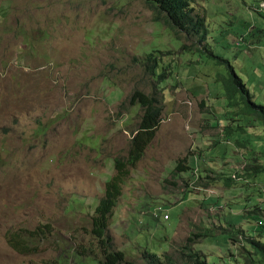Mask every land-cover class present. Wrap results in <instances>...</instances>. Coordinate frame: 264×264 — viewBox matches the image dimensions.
<instances>
[{"label":"rangeland","instance_id":"374dc122","mask_svg":"<svg viewBox=\"0 0 264 264\" xmlns=\"http://www.w3.org/2000/svg\"><path fill=\"white\" fill-rule=\"evenodd\" d=\"M192 2L209 31L196 46L208 52L155 21L147 0H0V264H98L91 217L143 114L126 101L153 91L133 57L154 50L175 75L160 84L161 123L110 218L115 247L147 264L145 250L165 261L207 232L194 251L210 264L254 263L247 237L264 241V124L228 115L221 79L232 67L264 105V0ZM182 160L189 171L173 177ZM160 206L168 220L153 217ZM27 229L45 236L25 254L8 235Z\"/></svg>","mask_w":264,"mask_h":264},{"label":"trees","instance_id":"16d2710c","mask_svg":"<svg viewBox=\"0 0 264 264\" xmlns=\"http://www.w3.org/2000/svg\"><path fill=\"white\" fill-rule=\"evenodd\" d=\"M147 2L155 11V21H162L165 25L169 26L178 38L186 37L193 39V37H196V40H193L191 45L195 46V49L208 52L209 44L207 48L196 46V43L199 45H202L204 42L207 43L209 31L206 16L197 11L192 0H147ZM184 46L186 48L189 47L186 44ZM163 52L161 50H154L144 54L142 58L133 57L134 62L144 67L145 74L153 81V91L147 93L144 90L136 89L129 95L126 101L131 105H140L143 108V114L137 128L133 131L127 158H114L116 172L107 180L104 195L99 199L95 212L91 217L90 232L95 238L102 256L98 259V264H133L131 260L126 258L123 250L115 247L114 238L109 231V222L122 194V184L129 174L130 167L134 166L141 159L162 120L164 98L160 94L162 92L160 84L167 81L169 75H175V71L169 72V67L163 65V62L165 63V60L162 61L164 55L162 56L161 54ZM218 59L220 63L230 64L226 59L220 57ZM189 67L192 68V65ZM229 68L230 73L228 76H222L221 79L227 95L225 99L226 106L230 112L226 114L245 118L252 116L254 117L252 121H259L264 124V105L257 104L254 101L253 95H251L245 82L236 74L232 67ZM225 118L227 119L226 121L231 119L235 121L234 118ZM252 121H248L247 123H251ZM244 127H250V125L246 124ZM239 128L243 127L239 126ZM231 130L230 126L224 130L227 138L231 134ZM187 160H182L178 164L172 172L173 177L189 171L188 167L184 165ZM229 181L233 182V179L230 178ZM261 205L258 204L257 206L261 207ZM260 207H257V210L250 211L251 214H258L262 208ZM157 211L159 214L160 212L165 214V220L169 219V215L164 212L163 207L162 210L157 209ZM166 216L167 218H165ZM261 221L264 222V219H261ZM260 228L264 229V226L258 225V229ZM26 231L27 235H24L21 231L10 232L8 242L16 251L28 254L37 251V241L45 236V232L40 229H27ZM233 232L234 234H231L230 240L236 242V233L235 231ZM206 236L207 232L191 234L186 244L180 249L181 255L174 256L166 253L164 255L165 261L162 260V257L147 250L142 253V257L147 264H210L207 255L202 253V251H194V245L198 243L197 240ZM247 243L251 247V250L248 251L249 254L255 256L253 264H264V241L257 239L254 235L247 237ZM187 258L188 260H185Z\"/></svg>","mask_w":264,"mask_h":264},{"label":"clouds","instance_id":"9594fccd","mask_svg":"<svg viewBox=\"0 0 264 264\" xmlns=\"http://www.w3.org/2000/svg\"><path fill=\"white\" fill-rule=\"evenodd\" d=\"M262 4H264V3H261L259 7H260L261 10H264V8L261 7ZM158 208H161V210H162V206L157 207V208L154 209V211H153V217H154V218H157L158 215H159V213H158V211H157ZM258 222H259V221H258Z\"/></svg>","mask_w":264,"mask_h":264},{"label":"built area","instance_id":"2783aa9c","mask_svg":"<svg viewBox=\"0 0 264 264\" xmlns=\"http://www.w3.org/2000/svg\"><path fill=\"white\" fill-rule=\"evenodd\" d=\"M261 7L264 8V4H262ZM158 210H161V208H158ZM165 218H167V216H166ZM258 225H259V226H264V222H262V221L260 220L259 223H258Z\"/></svg>","mask_w":264,"mask_h":264}]
</instances>
